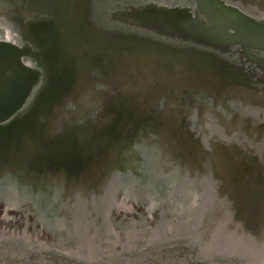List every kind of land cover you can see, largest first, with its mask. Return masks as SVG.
Returning a JSON list of instances; mask_svg holds the SVG:
<instances>
[{"label": "flooded vegetation", "instance_id": "af4514ba", "mask_svg": "<svg viewBox=\"0 0 264 264\" xmlns=\"http://www.w3.org/2000/svg\"><path fill=\"white\" fill-rule=\"evenodd\" d=\"M123 1L126 2L0 0V23L6 21L8 26H13L15 33H9L7 28H0V31L14 34L17 40L7 38L26 48L28 56L24 60H30L45 75V87L37 97L39 102L46 99L45 88L51 76L49 70L45 72L44 66L48 50L42 47L39 40L36 41L32 27L37 29L44 22H53L51 24L58 30L61 23L67 20H91L96 24L94 31H88L87 25H82L83 31L75 35L85 38L87 46L103 49L107 41L119 42L121 39L139 45L132 57L133 63L121 61L119 47L115 52H105L100 56L90 53V60L82 64L89 73L79 82L85 89L81 93L78 91L77 95L67 96L70 104L79 101L88 103L89 109L85 113L93 112L99 123L104 122L107 116L112 117L114 131L109 133L108 127H59L61 119L53 129L55 131L50 133L53 139L55 136L59 141L55 159L43 158L48 155L41 149L44 151L39 152L42 157L28 159L20 164V170L11 164L15 166L10 170L12 173L0 175V195L4 192L3 188L11 184L17 198L22 193L21 188H30L31 195H44L47 202L55 203V209L62 207V198L68 200L62 208L76 211L77 208L80 210L79 201L90 207L92 195L96 200L103 198L109 187L114 185L111 182L106 187L105 183L117 178L116 186L121 189L117 205L122 202L127 207L128 196L138 197L142 193L147 198V210L149 200L154 203L152 208L149 207L154 210L151 213L152 226H141L140 221L130 225L136 226L132 231L122 226L123 232L128 230L132 235L130 239L125 233L128 236L127 245L135 250L131 255L124 252L120 257L134 260L139 255L136 248L146 242L155 244L151 246L164 245L167 247L164 251L177 252L183 257V235L174 239L169 235L158 238L156 233L163 232L171 224L165 222V227L159 226L152 215L159 212L166 218V214L171 215L172 209L183 208V203L187 204L183 202L185 179L193 186L192 194L200 196L203 213L206 211L213 216L205 221L212 222L215 217H220L224 224L223 219L232 216L226 230L251 232L255 240L260 241L264 233V66L258 61H264V50L250 49L248 54H244L241 48L235 47L226 53H219L124 29L113 23L109 15L112 10L129 5H123ZM221 1L264 21V0ZM135 3L193 6L192 0H136ZM92 4L95 8L91 16ZM114 55L118 62L106 63L105 59ZM74 75L75 72H72ZM109 76L114 79L109 81ZM95 84L98 87L94 88ZM111 101L119 105H116L115 112L107 108V103ZM100 106L103 109L98 112ZM70 113L73 116L64 118L71 120L76 116L78 119V111ZM141 132L148 134V138H155L149 143L140 142ZM40 135L41 139H46L43 134ZM138 180L147 182V192H139L143 188L139 190ZM125 187L129 190L126 192L128 196L124 195ZM160 204L164 213L158 207ZM4 206L0 203V223L9 219V223L13 222L11 227L17 230L14 225L21 221V215L23 221L27 219L24 213L30 208L22 205L19 209L5 211ZM112 208H104L102 220L108 217ZM202 219L200 226L204 224ZM29 226L33 229L38 227L37 224L32 226L23 222L22 231L28 230ZM0 227L6 229L1 230V235H12L8 231L9 226L2 224ZM3 237L0 239V264H15L13 261L20 262L25 258L35 262L42 254L78 260L54 251V247L49 248L47 241L40 239L35 231L24 234L18 241Z\"/></svg>", "mask_w": 264, "mask_h": 264}, {"label": "water", "instance_id": "95a60500", "mask_svg": "<svg viewBox=\"0 0 264 264\" xmlns=\"http://www.w3.org/2000/svg\"><path fill=\"white\" fill-rule=\"evenodd\" d=\"M192 1L193 6L190 8L155 3L126 5L121 9L112 10L109 15L113 23L119 24L124 29L150 34L172 42L182 44L184 42L214 52L226 53L235 47L241 48L244 54H248L250 49L264 50L263 20L255 19L221 0ZM94 8L95 5L92 4L91 16L94 14ZM67 21H61V28L58 30L51 24L53 22H44L37 29L35 26L31 28L36 35V41L39 40L42 47L48 50L45 53L44 66L45 72L49 70L51 80L45 88L46 99L41 102L37 97L45 87V75L34 67L30 60H24L28 56L26 48L10 38L0 39V175L12 173L10 170L15 166L11 164H15L17 170H20V164L27 162L28 159H40L42 156L39 152H44L41 149H44L48 155L43 158L55 159L59 141L55 136L53 139L50 134L55 128L53 120L57 118L56 116L65 113L63 110L69 105L67 96L77 95L78 91L81 93L85 89V86L79 82L89 73L82 66L90 60L89 55L100 56L105 52H115L119 47L122 51L121 61L134 62L132 57L135 49H139L137 43L121 39L119 42L107 41L103 49L87 46L85 38H77L75 35L83 31L82 25H87L88 31H94L95 22L73 19ZM106 47L107 50H104ZM105 60L106 63L118 62L115 55ZM258 62L264 66V61ZM72 72H75L74 77ZM113 79L114 77L111 80ZM110 104L112 103H107V108ZM115 110L116 106L112 104L110 111L115 112ZM59 127L64 126L60 124ZM65 128L69 127L65 126ZM40 134L46 139H41ZM111 182L113 183L108 180L105 183L106 187H109L107 185H111ZM226 219H223L225 224ZM228 220L232 221V218L229 217ZM238 233L246 235L247 232L240 230L237 231ZM262 236L264 240V234ZM36 259L33 262L25 258L18 263L96 264L63 256ZM39 260L46 261L41 263ZM192 262L193 260H189L188 264H193Z\"/></svg>", "mask_w": 264, "mask_h": 264}, {"label": "rangeland", "instance_id": "374dc122", "mask_svg": "<svg viewBox=\"0 0 264 264\" xmlns=\"http://www.w3.org/2000/svg\"><path fill=\"white\" fill-rule=\"evenodd\" d=\"M135 1L126 0V2L123 1V5L137 4ZM2 25L7 26L5 28L8 29L9 33H15L13 26H8L9 24L6 21H4ZM9 33L7 35L0 31V39L5 40L8 36L17 40L14 37V34L11 35ZM107 73L110 74V72ZM95 78L98 77L95 76ZM111 79L112 77L109 76V81ZM96 87L98 86L95 84L94 88ZM110 103L115 106H119L114 101H111ZM87 104L88 103H85L84 101H79L73 104L69 103L70 107L68 105L67 108L63 110L65 113L56 116L57 118L53 120V126L56 127L59 125V122L62 119L60 124H62L64 127L89 126L98 127V129L99 127H108V131H110L109 133H112V131H114L112 124L114 119H112L110 116H107L104 122L102 121V123H99L96 118L97 115H95L93 112L92 114H86L84 112L89 109V105ZM112 104L108 106L109 111ZM102 109L103 108L100 106L98 112ZM72 111L79 112L78 119L75 118L76 116L71 120L65 119L64 117L66 116H73L70 113ZM147 135L148 134L144 135L141 132L139 141L145 143L152 142L155 137L148 138ZM155 142L158 143V141ZM158 157L160 158L161 156L158 155ZM113 158L116 157L114 156ZM117 180V178L112 179L114 185L109 187L108 192L103 198L96 200L95 195H92L89 202L90 207L88 204L79 201L80 210L77 208L76 211H72L71 209L68 211L65 208H62L66 206L68 201L63 200L62 198H60V205H62V207H58L61 209V211L59 209H55V203L47 202L44 195H31L28 188L20 189L22 193L19 195V198H17L16 195V204H12L13 202L8 199H5L7 202L4 201L3 196L5 195L2 194L0 195V203L5 205V211H8V209H19V207L22 205L24 208H30V210H28V212L25 211L24 213L25 217L28 216L27 219L23 221V217L21 215V221H18L16 225H14L18 227L17 230L16 228L13 229L11 227L12 224L10 223L13 222L9 223V219H3V222L0 223V226H2V224L9 226L8 231L12 232V235L10 233H8V235L7 233H4V235L5 237H11L10 239L18 241L22 239L24 234L28 235V232L32 233L35 231L40 239L42 238V240L47 241V246H50L49 248H55L53 249L54 251H58L60 254L66 255L68 257L96 264H188L189 260H193V264L198 262H202L204 264H264L263 238L259 241L255 240L254 234L251 232H245L247 235H241L242 233L237 234V231L235 230H226V224L231 222L227 217L226 224L224 223L222 225L218 224V221L221 222L222 219H216V217L212 222H209L208 220L205 221L206 218L211 219L213 216L206 214V211L203 213L200 196L192 194L191 190H193V186L192 184H188L187 180L185 179L183 180V194L185 195L183 196V202H187V204L183 203V211L180 210L181 207L172 209L171 215L166 214V218L164 215H160L159 212H156L155 215H152L155 220L154 222L158 223L159 226L165 227V222H168L171 224V226H173H168L166 229L162 230L163 232L158 231V233H156L158 238H167L169 235L174 239L180 238L183 235V257L179 256L177 252L164 251L163 249L167 248L164 247V245L151 246V244H153L152 242H146L142 243V245L136 248V250H138L136 254L139 253V255L138 257L136 256L134 260L130 257L121 258L120 255L124 252H127L126 254L131 255V252L135 250V248L127 245V235H129L130 239H132V235L130 232H128V230L123 232L121 229L122 226H127L126 228L131 229V231L135 230L136 228V226H130L131 224H135L133 223L134 221H140L139 224H141V226L144 224L147 226H152L151 213L154 210H151V206H153L154 203L149 200L147 210V198L142 193L138 197L128 196L129 201L126 203L127 207H120L121 202L118 205L117 202L120 197L119 191H121V189L116 186ZM139 182V190L143 188L139 192H147V182L144 183L143 180H140ZM172 183L174 185V182ZM170 185L172 186V184ZM19 203L21 204L19 205ZM9 204H12V206L8 207ZM132 204L135 206L134 210H132ZM162 204L166 205L165 203ZM162 204H160L158 207L163 212L164 207ZM193 205L195 207H193ZM107 206L114 208L110 209L108 217H105L102 220L101 214L103 213L104 208ZM168 206L169 205H167V207ZM187 208H189L191 211H188L189 209ZM2 217L6 218L5 216ZM148 217H150V219H148ZM168 217L169 219H167ZM201 218L204 220L202 227H200V222L202 223ZM23 222H26L32 226L33 224H37L38 227L33 229L31 226H29L28 230L22 231ZM2 228L3 227H0V232L1 230H6L5 228ZM125 233H127V235ZM40 234H42V236ZM4 235L0 234V239L4 238ZM156 235L155 238H157ZM242 237L246 239L245 242H241ZM85 247L87 250H84ZM47 257H50V255L46 256L42 254L40 256L42 259ZM39 261L43 263L46 260ZM60 263L62 264V262Z\"/></svg>", "mask_w": 264, "mask_h": 264}, {"label": "bare ground", "instance_id": "6f19581e", "mask_svg": "<svg viewBox=\"0 0 264 264\" xmlns=\"http://www.w3.org/2000/svg\"><path fill=\"white\" fill-rule=\"evenodd\" d=\"M5 27H7V26H4V25H2V23H0V28H2V29H5L6 30V28ZM8 34V33H7ZM104 76V75H103ZM74 77V76H73ZM123 78V77H122ZM122 81V80H121ZM111 108V107H110ZM126 114V113H125ZM127 115V114H126ZM168 116V115H167ZM166 118V117H165ZM158 122H159V120H158ZM71 154V153H70ZM65 158V157H64ZM66 164V163H65ZM67 165V164H66ZM71 167V166H70ZM59 174V173H58ZM115 181V180H114ZM120 181V180H119ZM85 182V181H84ZM28 189H30V188H28ZM3 190H4V192H3V194L5 195V196H3V199H4V201H6L7 202V200H5V199H8V200H10L11 202H13L12 204H16L17 203V201L15 200V198H16V194L13 192V187L11 186V184H7L6 185V187H4L3 188ZM127 187H125V189H124V195H127L126 194V192H127ZM128 192H129V190H128ZM170 192H172V191H170ZM130 195V194H129ZM128 196V195H127ZM173 198H174V195H173ZM99 199H101V198H99ZM98 199V200H99ZM123 199H125V198H123ZM176 199V198H175ZM12 204H9L8 205V207H11L12 206ZM21 203H19V205H20ZM122 206H124L123 204H122V202H121V204H120V207H122ZM180 208V207H179ZM180 209H182V208H180ZM188 212V211H187ZM223 217V216H222ZM220 218V217H219ZM224 218V217H223ZM218 222H220V221H218ZM201 224V223H200ZM202 226V225H201ZM200 226V227H201ZM202 229V228H201ZM201 234V233H200ZM196 238V237H195ZM190 240V239H189ZM245 238H243L242 237V240H241V242L242 241H244L245 242ZM20 250H21V248H20ZM52 261H54V260H52ZM15 264H19L18 262H15V261H13Z\"/></svg>", "mask_w": 264, "mask_h": 264}]
</instances>
